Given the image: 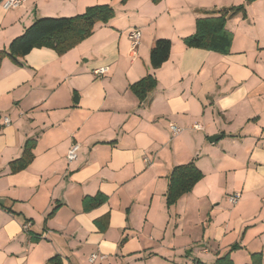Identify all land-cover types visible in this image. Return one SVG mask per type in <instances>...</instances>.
I'll return each mask as SVG.
<instances>
[{
  "label": "crops",
  "instance_id": "crops-1",
  "mask_svg": "<svg viewBox=\"0 0 264 264\" xmlns=\"http://www.w3.org/2000/svg\"><path fill=\"white\" fill-rule=\"evenodd\" d=\"M246 1L23 0L9 10L0 3V50L36 18L114 10L61 56L43 47L22 66L0 63V264H216L226 256L264 264V0L226 21L228 54L183 43L196 19ZM158 39L171 48L153 70ZM103 67L106 75L92 74ZM148 74L156 87L139 104L129 86ZM169 123L181 132L173 135ZM29 139L32 162L11 174ZM189 162L203 177L167 207L168 175ZM97 195L106 202L84 211L83 199Z\"/></svg>",
  "mask_w": 264,
  "mask_h": 264
},
{
  "label": "trees",
  "instance_id": "trees-1",
  "mask_svg": "<svg viewBox=\"0 0 264 264\" xmlns=\"http://www.w3.org/2000/svg\"><path fill=\"white\" fill-rule=\"evenodd\" d=\"M3 0H0V3ZM157 3L159 0H152ZM253 0H247L245 4L223 8L221 10L206 13V17L195 21V33L183 39L188 48L202 49L222 55L229 53L232 36L225 30L226 21L236 15L246 17L245 7ZM114 17V10L108 5H96L85 9L82 14L71 17H41L36 18L21 35L12 39L6 49L0 50V63L8 58L16 66H22L20 59L30 51L38 48H49L61 56L74 48L84 39L88 38L98 23L106 24ZM171 42L168 39H158L153 43L149 52V66L158 69L167 61L170 53ZM156 80L152 74H148L139 81L129 86L130 92L137 98L139 104L149 103V94L155 89ZM35 140L25 141L21 156L9 163L11 174L18 173L28 167L33 160L32 150ZM200 170L189 162L175 166L167 178V190L165 203L167 207L174 206L184 195L191 192L194 185L202 179ZM106 197L97 195L83 199V209L88 211L106 202ZM102 221L107 222V216ZM98 223V222H97ZM238 246H233L235 250ZM46 264H59L57 258L50 259ZM194 264H200L198 262ZM216 264H231L226 257L217 259Z\"/></svg>",
  "mask_w": 264,
  "mask_h": 264
},
{
  "label": "built area",
  "instance_id": "built-area-1",
  "mask_svg": "<svg viewBox=\"0 0 264 264\" xmlns=\"http://www.w3.org/2000/svg\"><path fill=\"white\" fill-rule=\"evenodd\" d=\"M22 2H23V0H3L1 3V6L4 10H9V9L18 7L19 5H21ZM139 38H140V33L137 30H133L129 34V39L131 42L132 50H134L135 47L138 45ZM107 70L108 69L105 67L98 68V69L93 70L92 74L95 76H98V77H102V76L107 74ZM9 124H10V120L8 118H4L3 119V126L9 125ZM168 128L173 135H177L181 132V129L179 127H176L175 125H173L171 123H169ZM194 128L199 129L200 126L196 125V126H194ZM78 148L79 147L76 144L72 145L70 147V149L68 150L67 155H66V159L68 162L76 159V153H77ZM239 198H240L239 194L233 193L232 195L228 196V202L231 205H235L239 201ZM28 228H29V225L27 223L22 226V230L24 232H27ZM94 260H95V256L91 255L90 256V262H92Z\"/></svg>",
  "mask_w": 264,
  "mask_h": 264
},
{
  "label": "water",
  "instance_id": "water-1",
  "mask_svg": "<svg viewBox=\"0 0 264 264\" xmlns=\"http://www.w3.org/2000/svg\"><path fill=\"white\" fill-rule=\"evenodd\" d=\"M219 138H220L219 135L211 136V137H209V142H210V143H214V142L217 141Z\"/></svg>",
  "mask_w": 264,
  "mask_h": 264
}]
</instances>
